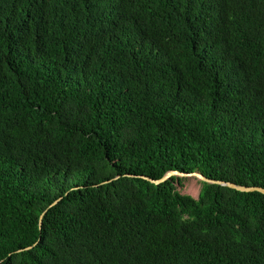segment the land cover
<instances>
[{
	"label": "trees",
	"instance_id": "1",
	"mask_svg": "<svg viewBox=\"0 0 264 264\" xmlns=\"http://www.w3.org/2000/svg\"><path fill=\"white\" fill-rule=\"evenodd\" d=\"M170 170L264 188V0H0V264H264Z\"/></svg>",
	"mask_w": 264,
	"mask_h": 264
},
{
	"label": "water",
	"instance_id": "2",
	"mask_svg": "<svg viewBox=\"0 0 264 264\" xmlns=\"http://www.w3.org/2000/svg\"><path fill=\"white\" fill-rule=\"evenodd\" d=\"M173 175L177 176V177H182V176H184V177H194V178H196L197 180H200V181H204V182H208V183H215V184H219V185H222V186H227V187H230V188H233V189H236V190H239V191H243V192L257 191V192H260V193L264 194V188H262V187L239 185V184H236V183L226 182V181H222V180L208 179V178L204 177L199 172L185 173V172H180V171H176V170H170V171H167L159 179L148 178L147 176H144V175H141V178L146 179V180H148L150 182H153V183L157 184V183H160V182H162V181H164L166 179H169ZM197 196H198V194H197ZM42 215H43V213H41L40 216H39V221H38L39 226L41 225Z\"/></svg>",
	"mask_w": 264,
	"mask_h": 264
},
{
	"label": "rangeland",
	"instance_id": "3",
	"mask_svg": "<svg viewBox=\"0 0 264 264\" xmlns=\"http://www.w3.org/2000/svg\"><path fill=\"white\" fill-rule=\"evenodd\" d=\"M181 178H182L181 183L176 184L177 189L181 193L190 194L191 196L196 197L200 189L199 180H197L194 177L182 176Z\"/></svg>",
	"mask_w": 264,
	"mask_h": 264
}]
</instances>
